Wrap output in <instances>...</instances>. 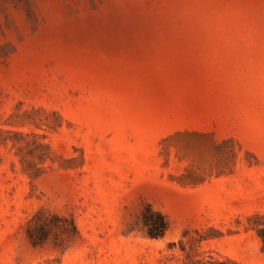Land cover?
<instances>
[{
	"label": "rangeland",
	"instance_id": "rangeland-1",
	"mask_svg": "<svg viewBox=\"0 0 264 264\" xmlns=\"http://www.w3.org/2000/svg\"><path fill=\"white\" fill-rule=\"evenodd\" d=\"M263 229L264 0H0V264H264Z\"/></svg>",
	"mask_w": 264,
	"mask_h": 264
},
{
	"label": "trees",
	"instance_id": "trees-1",
	"mask_svg": "<svg viewBox=\"0 0 264 264\" xmlns=\"http://www.w3.org/2000/svg\"><path fill=\"white\" fill-rule=\"evenodd\" d=\"M154 215H157L159 218H155ZM142 223L144 229L147 231V234L151 238L160 237L161 235H164L165 232L168 229V222L166 221L165 217H163L160 213L154 212L151 208L147 209V212L143 214ZM260 237L263 240L264 244V229L259 233ZM264 250V245H263ZM189 264V263H184ZM192 264H225L222 262H202V261H196Z\"/></svg>",
	"mask_w": 264,
	"mask_h": 264
}]
</instances>
